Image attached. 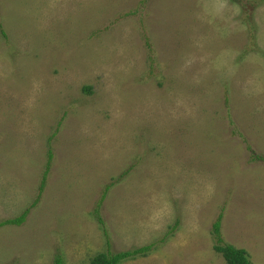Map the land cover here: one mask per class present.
I'll list each match as a JSON object with an SVG mask.
<instances>
[{"label":"rangeland","instance_id":"374dc122","mask_svg":"<svg viewBox=\"0 0 264 264\" xmlns=\"http://www.w3.org/2000/svg\"><path fill=\"white\" fill-rule=\"evenodd\" d=\"M0 24V223L27 212L0 264H227L220 216L264 264V0H0Z\"/></svg>","mask_w":264,"mask_h":264},{"label":"trees","instance_id":"16d2710c","mask_svg":"<svg viewBox=\"0 0 264 264\" xmlns=\"http://www.w3.org/2000/svg\"><path fill=\"white\" fill-rule=\"evenodd\" d=\"M232 1H236V0H232ZM0 31L2 32V34H5L4 30L1 27V24H0ZM52 156H53L52 152L50 151L49 152V162L47 164V168H46L47 170L45 172L44 179H43L44 183H45L47 173L49 172ZM258 159L264 160V158L262 157H258ZM99 207H100V204L98 208H96L95 214L98 217L100 224L103 225V221L99 217V210H100ZM26 213L27 212H25L19 218H16L13 220H7L5 222L0 223V227L4 225H15V226L21 225L25 221ZM221 217L222 216H220L217 222L214 224V234L216 236V245L214 247L215 251L223 256L227 264H252L249 254L245 249H239V248L234 247L233 245H230L224 242L221 236V233H220ZM176 227H177V223L173 227V229H175ZM105 235L107 236V232H105ZM107 241H108V246H110L109 240ZM152 249H153V245H148V246L136 248L133 250L117 252V253L111 252L110 250L109 251L106 250V252L99 253L98 255H96L90 264H123L126 261L135 260L139 257L147 256L152 251Z\"/></svg>","mask_w":264,"mask_h":264}]
</instances>
